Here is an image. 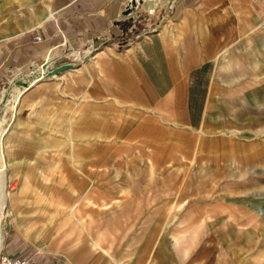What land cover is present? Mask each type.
Wrapping results in <instances>:
<instances>
[{
    "label": "crops",
    "instance_id": "obj_1",
    "mask_svg": "<svg viewBox=\"0 0 264 264\" xmlns=\"http://www.w3.org/2000/svg\"><path fill=\"white\" fill-rule=\"evenodd\" d=\"M131 1L0 0V85L13 83L1 96L0 139L10 126L36 128L61 151L24 171L0 152L6 188L8 169V180L17 179L0 209L9 207L0 251L27 254L30 264H264V250L249 246L258 222L240 234L239 202L225 209L173 201L179 188L171 183L191 173L177 169L185 164L221 163L227 146L237 165L264 158V141L244 148L220 133L229 107L215 76L224 40L239 32L236 13L255 18L264 0ZM66 56L76 65L43 74L40 64ZM37 61L22 75L29 80L15 79ZM127 79L129 91L106 87ZM71 129L80 133L67 138ZM48 162L54 173L35 167L40 183L59 187L32 180L31 168ZM242 204L256 207L255 199Z\"/></svg>",
    "mask_w": 264,
    "mask_h": 264
},
{
    "label": "rangeland",
    "instance_id": "obj_2",
    "mask_svg": "<svg viewBox=\"0 0 264 264\" xmlns=\"http://www.w3.org/2000/svg\"><path fill=\"white\" fill-rule=\"evenodd\" d=\"M257 5H260L259 8H261V10L255 13V18H249L243 11H239V15L236 13V17L239 16V32L238 34L231 35L229 39L224 40L215 66V76L223 78L224 86L221 95L226 98L225 102L229 107V112L227 114L228 120H225L223 124L225 129H222L223 131L220 133L228 137L229 144L231 143L232 137L239 140V144L244 148L247 147L248 141L251 138L264 141V3L261 2ZM233 16L235 17L234 13ZM106 42L107 40H105V43ZM87 52H90V50ZM63 59L70 60V56H66ZM38 63L39 61L31 62L21 67L20 70H18V74H16H20V76L15 79L27 78L22 75H26L29 71L33 70ZM59 71H56V75H58ZM98 76L100 75H97V78ZM27 79L29 80L30 78ZM108 82L106 81V87L110 91L119 90L118 85L122 86V90L129 91L133 85L128 79L127 83L123 84L111 83L108 85ZM7 83L8 82H5L4 85L3 83L0 85V105L2 104L1 96L4 95V91L10 93L13 87V83L10 82V88L4 87L3 91V86H6ZM101 85L102 83L98 85L99 89H101ZM80 86L82 90L88 86V73H84V77L80 80ZM54 112L55 108L51 107L49 117L54 118L52 123L56 125ZM69 117H71L72 123L79 122L77 116L70 114ZM69 117L68 119L70 120ZM1 119L2 117H0V120ZM83 119H85V117H83ZM4 120L5 119L1 120V122H4ZM72 123H70L69 126H71ZM21 128H23V126H21ZM79 133L80 132L77 133L75 130L71 129L67 138H71ZM54 137L53 135H49L48 139L51 141H48L49 143L45 145V136L41 134L40 130L34 128L31 133H27L22 130L11 129L10 126L9 129L1 135L0 140L2 142V147L0 145V152H3L6 163L9 162V160L11 162H17L19 170L24 171L28 168V162L30 160L36 159L35 161H39L41 159L46 161L49 157L61 153L60 148L56 146V139ZM34 139L36 140L34 141ZM226 148L228 155L226 150H224L225 159H222L221 163L204 167H194L192 164H185L177 168L178 170L180 169L191 173L188 177L171 180V183H174L173 186L179 188L175 192L173 201H181L186 198L185 201L194 204L207 203L211 208H222L223 206L225 209L232 208L231 205L227 206V204H231L230 201L232 199L239 202V208H233L235 209L234 213H239L240 215V234H245V227L242 226L247 222L251 220L258 222L256 223L257 227L254 230V234L251 233L253 235V240H251L249 246L251 249L260 248L264 250V228H262V226H264V158L261 157L258 159L252 157L247 159L246 157L244 158V162L237 165L232 163L231 160V146L230 148H228V146ZM65 149L68 148L65 147L64 150ZM71 149L73 148H70V151ZM78 150L80 151V155H83L84 148H78ZM112 150L118 151L123 149L122 146L114 145ZM64 153L69 154L70 152L66 151ZM152 153L153 152H151V154ZM157 155L158 152L155 151L152 157H157ZM238 155V151H235L234 157ZM53 165L54 163L48 162L47 164L42 163V165H35L31 168L33 176L37 178H33L32 180L36 182L39 187L44 186V183L48 189L59 187V182L56 183L52 180L40 183V175L35 168L44 166L45 171L47 170V172L51 171L54 173L52 171ZM8 178L9 169L7 170L8 189L4 182L5 198L7 197L8 190H11V187L16 185L15 181H17V179L8 180ZM254 199L256 207L249 205V210L242 207L243 202ZM5 207L4 215L2 210L0 216L2 234H4V229H6L2 226L3 220L9 214L8 205ZM15 209H18V205H16ZM34 216L37 221L36 224H38L42 217L39 218L36 214Z\"/></svg>",
    "mask_w": 264,
    "mask_h": 264
},
{
    "label": "built area",
    "instance_id": "obj_3",
    "mask_svg": "<svg viewBox=\"0 0 264 264\" xmlns=\"http://www.w3.org/2000/svg\"><path fill=\"white\" fill-rule=\"evenodd\" d=\"M33 38H41L40 33L35 32ZM0 264H30V257L24 253H8L0 251Z\"/></svg>",
    "mask_w": 264,
    "mask_h": 264
},
{
    "label": "bare ground",
    "instance_id": "obj_4",
    "mask_svg": "<svg viewBox=\"0 0 264 264\" xmlns=\"http://www.w3.org/2000/svg\"><path fill=\"white\" fill-rule=\"evenodd\" d=\"M136 1H138V0H136ZM39 66H40L41 70L43 71V74H45V75L56 74L55 70H52L50 73H47V72L45 73V71L47 70V62L42 63ZM4 173H5L4 167L2 165H0V209L2 207V204H4V202H5Z\"/></svg>",
    "mask_w": 264,
    "mask_h": 264
},
{
    "label": "water",
    "instance_id": "obj_5",
    "mask_svg": "<svg viewBox=\"0 0 264 264\" xmlns=\"http://www.w3.org/2000/svg\"><path fill=\"white\" fill-rule=\"evenodd\" d=\"M131 3H133V0L131 1ZM131 4H128L126 7H125V12L127 11H130L131 10ZM77 62L74 61V60H65V61H62V62H59L51 67H48L47 70L45 71V73H50L52 70H56V71H59L60 69H63L65 68V66H69V65H75Z\"/></svg>",
    "mask_w": 264,
    "mask_h": 264
}]
</instances>
